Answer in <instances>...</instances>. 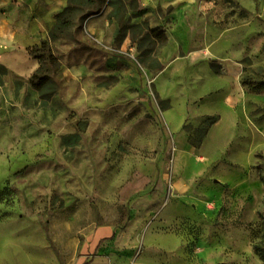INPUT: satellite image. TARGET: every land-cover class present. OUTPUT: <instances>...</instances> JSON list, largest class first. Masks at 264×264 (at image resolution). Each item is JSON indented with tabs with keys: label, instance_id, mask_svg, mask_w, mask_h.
Here are the masks:
<instances>
[{
	"label": "rangeland",
	"instance_id": "obj_1",
	"mask_svg": "<svg viewBox=\"0 0 264 264\" xmlns=\"http://www.w3.org/2000/svg\"><path fill=\"white\" fill-rule=\"evenodd\" d=\"M168 23L53 43L45 103L0 63V264H264V0Z\"/></svg>",
	"mask_w": 264,
	"mask_h": 264
},
{
	"label": "crops",
	"instance_id": "obj_2",
	"mask_svg": "<svg viewBox=\"0 0 264 264\" xmlns=\"http://www.w3.org/2000/svg\"><path fill=\"white\" fill-rule=\"evenodd\" d=\"M67 3V0H0V63L6 67L4 79L7 83L13 79L27 80L37 70L38 62L28 55L27 50L48 39L56 15L66 8ZM138 5L144 14L129 18L130 24H147L150 32H159L160 44L164 45L170 27L168 22L180 13L191 15L196 8V0H138ZM94 11L79 25L76 41L63 47H79V42L104 48L117 43L120 49L130 45L129 35L121 42L117 41L120 24L108 19L111 8L105 3L97 4ZM131 13L129 10L126 18ZM59 44L55 43L56 49ZM59 63L60 69L63 68L65 61L60 59Z\"/></svg>",
	"mask_w": 264,
	"mask_h": 264
},
{
	"label": "trees",
	"instance_id": "obj_3",
	"mask_svg": "<svg viewBox=\"0 0 264 264\" xmlns=\"http://www.w3.org/2000/svg\"><path fill=\"white\" fill-rule=\"evenodd\" d=\"M67 6L55 17V23L48 33V39L41 43L40 46H33L27 50L28 55L35 59L39 66L37 70L29 77L30 86L38 93L39 98L44 103L54 97L57 93V83L48 73L50 70L59 69V60L52 53L51 47L56 42H73L76 30L84 20L94 14L97 4H106L111 8L108 19L116 20L120 24V31L117 41L121 42L126 35H129L131 42L134 44L137 37L146 31L143 41L151 43L153 46L161 47L157 41L159 32L153 34L147 29V24L140 23L132 25L129 22L131 17H139L144 11L139 9L138 0H67ZM132 11L127 17L128 11ZM2 67V66H1ZM46 67V68H45ZM21 82L16 81L15 85ZM243 84L252 92L264 91V82L252 84L249 80H244ZM259 255L264 261V248L258 249Z\"/></svg>",
	"mask_w": 264,
	"mask_h": 264
}]
</instances>
